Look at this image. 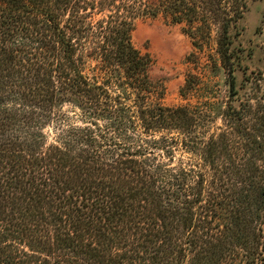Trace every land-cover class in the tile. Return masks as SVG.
<instances>
[{"label":"trees","instance_id":"16d2710c","mask_svg":"<svg viewBox=\"0 0 264 264\" xmlns=\"http://www.w3.org/2000/svg\"><path fill=\"white\" fill-rule=\"evenodd\" d=\"M107 1L0 0V264H264V103L228 101L247 0H122L73 43ZM159 13L200 48L218 26L219 132L150 100L131 31Z\"/></svg>","mask_w":264,"mask_h":264},{"label":"rangeland","instance_id":"374dc122","mask_svg":"<svg viewBox=\"0 0 264 264\" xmlns=\"http://www.w3.org/2000/svg\"><path fill=\"white\" fill-rule=\"evenodd\" d=\"M121 1L108 0L94 10L73 43L93 29ZM182 29L183 23L170 22L161 13L133 20L131 41L149 57V75L159 83L162 91L159 95L153 94L150 100L167 106L211 103L212 117L205 131L208 134L219 132L223 126L221 110L228 94L226 69L216 52L218 26L212 27L210 38L202 49L195 46L193 38ZM228 34L235 89L228 101L235 107L245 101L252 106L264 103V0H247L240 17L230 23ZM187 76L193 91L182 88ZM261 228L264 233V221Z\"/></svg>","mask_w":264,"mask_h":264}]
</instances>
